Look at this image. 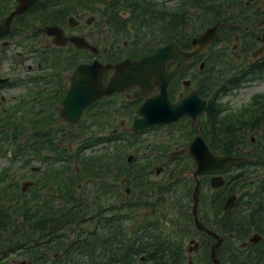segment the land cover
<instances>
[{
  "label": "trees",
  "instance_id": "1",
  "mask_svg": "<svg viewBox=\"0 0 264 264\" xmlns=\"http://www.w3.org/2000/svg\"><path fill=\"white\" fill-rule=\"evenodd\" d=\"M118 1L128 2V5L132 6L133 13L134 10H141L142 5L152 6L147 3L142 4L140 0L134 3L131 2L132 0ZM195 1L203 4L205 10L215 9V17L210 15L207 16L209 13L208 11L204 12L203 18L200 20L202 23L201 26H203V24H208V21H213V17L214 20L218 18L220 11L216 9L218 6L216 0ZM209 1L211 2L210 5L208 4ZM0 5H3L0 6V13H4L10 8L9 0H0ZM30 13L27 15V18L24 16L19 18L22 27L20 44L23 48L27 49V51H32L29 47L30 36H25L23 32H27V30L32 27ZM143 15L144 12H139L135 19H144ZM254 16L257 20L261 14L254 11ZM45 17L46 14L38 16L41 21H45ZM185 24L184 16H180L179 14L176 15L172 13L169 16L164 15L159 17L154 13L151 14V18L147 22L149 32L154 33L159 30L160 33L157 34L159 37L155 35L149 42V48L152 47V49H154L161 41L172 39L177 36H185L186 33H188L184 30ZM143 31L148 32V28L143 26ZM189 33L194 32L189 31ZM5 55L8 56L7 50L5 51ZM24 59L25 58L21 57L20 63H22ZM3 61L4 58L1 59V62ZM47 67L49 66H46V68ZM52 67L51 73L58 72L60 69L59 62H54ZM254 68L256 71H264L263 67L255 65ZM220 75L221 74L218 75L217 72H214V77L209 78L204 76V80L214 84L216 81L220 80ZM55 77L56 76L49 75V80L47 81L46 77H44L41 81H38L40 87H42H38L37 89L32 88L31 90L29 86L31 78H20V81L13 82L12 85H27L28 90L30 92H35L37 98L28 96L27 99L22 98V101L11 102L9 100L0 103V105L3 106V108L0 109V156H5L8 152H11L10 156H12L15 161H20L22 164L19 167L22 168L24 165H28L32 158H38L44 161L42 163L45 170L43 177L57 178L61 176L62 172H67L69 174L66 178H62L63 181L61 179L57 181V184L61 186L63 190H67V194L64 196V194L61 193L60 201H55L57 198L53 197V201H55L54 204L50 199L43 203L38 202L37 200L40 199L41 191L40 188L33 185L25 192L18 191V198H23L19 200L20 203H5L4 206L3 202L9 199L14 200V196L10 195L9 197L5 186L0 187V198L2 199V203L0 204V264H2V261L7 264V256L10 253L27 254L25 255V259L27 260L26 264H52L51 261H49L51 257L49 253L48 256H35L33 250L36 247L41 248L42 246L48 249L50 253L62 251L64 253V258L60 264H131L141 255L145 257V264H180L183 260V249L179 247L176 242L168 238L163 240L160 226L163 225L165 227V225L160 224L158 221L159 217L156 215L150 219V216L147 214L140 220H137L136 223L130 225H125L123 221H129L132 214H124L123 216L113 214L111 216L99 217L96 224H100L101 230L108 231V234L103 235L105 238H101V245L97 244V240L94 239L88 243L80 242L71 245L68 243L65 244L61 242V239H58V247L49 246L51 238L48 240L45 238L47 232L49 233V228L47 229V226L52 225V228L57 229L63 226L71 227L80 225L87 220L91 222V220L95 218V214L92 213L89 217L86 215L88 211L93 212L96 209L94 205L97 201V192L103 191L112 196L115 194L121 195L120 185L118 183L119 180L124 181L126 184H130L132 188L146 186L147 184L152 185L153 181L150 180L148 176L150 173L147 172L146 166L142 165L152 164V161L160 157L157 153H153L147 156L142 155L137 158L134 156L131 161H127L125 158L127 149L130 147L137 148L139 144L145 142V138L141 136L139 132H130L125 134L120 141L99 146L101 138L94 135L95 132L93 127L90 123H87L89 117L95 116L96 112L94 111L91 112L87 110L85 112L87 116H85L84 121L81 120L77 124L65 123L60 120L56 110L63 93L62 87L57 94L61 83L58 82L59 88L56 94L52 96V99L48 100L51 105L46 104L47 101L40 96L47 85L57 83ZM198 83L201 85L200 79ZM205 84H207V82H205ZM4 86L5 84H0V90ZM202 86H204V83ZM219 95L211 99L207 107L206 115L199 124L204 138L209 142L211 147L215 145L223 149L224 139H226L227 143L225 145L229 149H224L223 153L232 154V148L229 145L235 144L242 138L241 134L245 133L243 130L248 129L249 126H255L256 128H261V133L257 137V141L254 145L264 149V98L259 103L260 108L253 109L251 114H247V112L244 113L243 111L240 115H234L233 111L223 112L225 107L220 103ZM22 110L24 113L20 115L19 120L15 121L14 116L18 111L20 112ZM259 122L261 123L259 124ZM65 126L78 129V140L77 137H74L73 141H69L72 143L74 142V148L63 144L66 143L68 139L65 133L59 136V133L65 130ZM111 138L113 137L107 138V141ZM243 138L247 139V134H244ZM89 147H96V152H87ZM220 152H222V150ZM253 162L257 166L264 167V155L256 158ZM245 163H247V161ZM73 164L75 166H73ZM187 164L188 162L186 161L184 165ZM241 165L242 164L237 167ZM112 171L113 173H111ZM71 173L73 175H71ZM236 176L240 177L241 174H237ZM84 177H87L86 184H91L90 188L93 192V196L89 198L88 192L84 190V193L87 194V199L91 201L90 203L77 199L73 196L72 192H70L71 186ZM1 179H3V177L0 178V182ZM176 184L177 183H174L170 193L164 195L166 200L174 198L173 193L174 195L176 194L174 187ZM261 185L264 187V181ZM81 186L83 187V184ZM257 192L258 190L253 193ZM164 196L161 194L156 195L158 198ZM151 197L152 196L148 194L145 196L147 203L150 201ZM49 202L53 204V206L49 207ZM112 204L111 202L108 206H102V209H107ZM166 204L169 203H164L163 205ZM117 206L121 208L119 204ZM168 207L173 208L172 206ZM52 209L56 210L53 212ZM154 210L157 214L158 209L156 206ZM188 211H190V209H188ZM17 216L22 217L20 227H17V222L13 219ZM190 216V212L188 214L186 212L182 213L183 220ZM170 224L172 226V222H170ZM112 229L113 231H111ZM91 234L92 236L96 235V228ZM31 238H34V240L30 241Z\"/></svg>",
  "mask_w": 264,
  "mask_h": 264
},
{
  "label": "flooded vegetation",
  "instance_id": "2",
  "mask_svg": "<svg viewBox=\"0 0 264 264\" xmlns=\"http://www.w3.org/2000/svg\"><path fill=\"white\" fill-rule=\"evenodd\" d=\"M79 1L80 0H78V3ZM46 4L49 7L57 5L55 0H46ZM53 11L55 18L54 20L49 21V24L45 26L35 24L36 27L34 28V32L32 34L33 42H31V58H34L35 64L31 67V71L33 69L36 71L41 67V64L38 61L45 64L46 66H49V69L51 70L52 64L54 62H59L61 63L60 65L63 66V62L58 59L59 55L64 54L67 57L71 56L70 58L75 61V63H72L74 66L68 71L65 69L62 71L63 82L61 85L63 84L66 90L69 87L70 77L72 75L73 69L78 63L90 62L93 60V58H96L104 63L118 62L123 58L138 59L155 52L158 45H160L158 44L157 47L152 49V47L149 48L148 41L141 42L139 39H135L133 42L123 40L120 44L113 45L111 42L114 41V31L112 30L111 33H107L103 28V24H105L103 22V16L106 13H109V16L112 17V15L115 13V11L110 7L108 0H103L102 3L98 2L97 0V3L95 4H85L83 7L78 8L74 14H69L67 17H64L63 12L56 10ZM117 15H120L123 18H128V15L123 16V12H118ZM50 16L51 13L46 14L45 20H48ZM69 17H73V19L69 21ZM48 25H57L62 29L61 40L64 42L62 45H55L53 43L55 36L47 35L45 28ZM248 34L253 37L254 42L257 43V47L251 51L249 50L251 48L250 46L244 47L240 38L235 37L236 43L232 45L229 58L226 56L225 52L222 56H220V58L215 57V59H213L214 57L212 51L218 48H216V45L221 41V39H219L217 41L211 42L204 51L198 55H194L190 61L184 62L176 75L172 77L168 83L167 97L169 101L171 103H176L184 96L195 93L199 95L200 98L204 99L206 101V106H208L210 100L214 97V84L204 80V76L212 78L214 77L215 71H217L218 75L221 74L222 66L231 63V60L234 57L233 53L236 52L235 50H242L240 53L236 54V59H234L235 66L243 61L244 53H250L248 59L245 62L244 68L242 69V72L252 75L251 69L256 63H259L262 59H264V38H262V34L258 35L251 32ZM72 35L84 38L89 45L96 48L94 53L90 48H75L69 39V37ZM108 38H110L111 42L105 44V41H103V44H100V41L104 39L109 40ZM191 39L192 37L188 38V35L178 36L175 42L181 50L191 51ZM165 43L166 42L162 43L160 46ZM224 47H226L225 44L221 46V48ZM258 49H260V53L258 56L253 57L254 52ZM212 63L218 64V68H215V65H212ZM70 65L71 63H68V66ZM176 65V61L169 60L165 65V70L170 72L176 67ZM59 72L60 70L58 73ZM112 72L113 71H108L103 74L102 79L104 83H106L111 77ZM199 78L201 80V85L198 83ZM185 81L188 83H185ZM252 81H249V83ZM205 82H207V84H205ZM203 83L204 86H202ZM235 88L236 86L234 85L231 87L233 90H235ZM153 89L155 90L156 87ZM157 91L158 89H156L153 93H156ZM136 92L137 87L131 86L130 88L124 89L121 93L115 94L118 97L109 99L114 103L109 109L108 118L110 120H114L118 116L121 124L127 125L129 121L131 124L132 121L139 116L137 114V107L140 105V103L145 99V97L153 95L152 92L147 91L146 96L135 97L134 94H136ZM114 96H110L109 98ZM261 100V97L250 98L249 104L246 103L247 107L245 108L244 112H247L248 114L249 112H253V109L255 108L259 109V102ZM102 101H107V99H103ZM104 104H107V102L98 104L99 112H104L102 107ZM228 111H230L229 107L224 110V112ZM260 123L261 122H259V124ZM196 124L197 122L194 123L192 118L183 116L173 124L174 126L163 125L162 128L165 129L168 134H176V132H181L179 136H184L183 133H187L188 135L193 134V127H195V130L197 131L199 128L196 127ZM108 125L109 123H107L106 126ZM110 126L112 128L114 125H112L110 122ZM106 130L108 129H102L101 132H105ZM125 130H128V127L126 128L125 126ZM243 131L245 132L244 134H247L248 138L244 139V134H241L242 138L235 144H231L229 146L232 148L231 151L234 153L233 155L243 158L244 161V157L240 156L239 153H245L249 151L247 146L250 144L253 145V143L257 141V137L261 133V128L249 126L248 129ZM200 132L211 151L217 154H225L223 153V150L229 149L225 145L227 143L226 139H224L223 149L218 148L215 145L213 146L214 148L211 147L209 142L204 138V134L201 130ZM111 133L113 135H118L120 131L117 128H112ZM196 135L197 133H195V135H193V137L188 141L184 140L182 144L178 145L179 147L175 146L176 150L187 153L188 143L191 142V140ZM221 150L222 152H220ZM183 156L187 157L186 155ZM187 161V165H184L183 162H177V164H175V168H169L172 161H169V164L166 166H155L153 169L148 168L147 172H152L154 175L157 174L158 180L153 181V184L150 187V192L143 194L144 196L147 194L151 196L161 194L164 196L165 194L170 193L173 189L174 183H177L174 186L176 194L174 195L173 193L175 202L168 204V206L178 207L179 211H177V214L182 216V213L188 212V203L190 202L191 206L189 205V212L191 215V222H193L192 224L195 233H198L199 236L189 237V245L186 247L185 252L183 251V253L186 255V258H184L180 264H264V205L259 206L258 208L253 206L247 207L251 204L250 201L264 198V196L260 197L258 195L261 190L264 189V187L260 185V188L258 189L259 192L257 193L239 194L236 192V189L244 185L248 178L232 176V168L230 167L227 168L222 174L223 176L221 178L220 185L218 187L212 186L211 175L203 174L192 176L191 172L194 170L195 164L193 161L188 160V157ZM166 178H170V181L166 182ZM263 181V178L260 179V184ZM247 182V184L253 186V180H250V182L247 180ZM154 184H157L156 189L153 187ZM196 186L198 187V191L196 192L197 201L195 205V216L198 223H196L195 217L192 213V204L194 201L193 193ZM213 189L216 192L213 193ZM226 189L229 190V193L224 196L223 191ZM131 190L132 187L127 188L125 190L126 194H129ZM245 197L246 201H243ZM160 199L163 202L166 200L165 196L161 197ZM170 201H172V199H170ZM242 203L245 205V207H242ZM52 210L54 212L56 209ZM95 213H97V211H95ZM151 213H153V211H151ZM52 227V225L47 226V229L49 228L48 236L51 238L49 246L58 247V239H61V242L65 244L68 243L69 245L73 243L78 244L80 242L88 243L92 240L79 238L80 235L85 234L84 230L82 231L81 228H78L76 230L77 232L71 229L69 233L54 235L53 231L57 229ZM160 229L163 240L166 238L171 240L172 236L176 237V235L172 233V228L167 229L169 234L164 233V226H160ZM100 230L101 226L100 224H97L96 235L98 239L95 238L94 240H97V244L99 245H101V238H105L100 235ZM177 230L179 231L180 229ZM175 242L179 245L178 240ZM179 247L181 246L179 245ZM43 253L44 255L48 256L47 251H43ZM49 254L52 256V258L58 259L60 263L64 258V253L62 251H58L56 253L49 252ZM137 258L138 259L134 260L131 264H145L144 255H141ZM59 262L51 260L52 264H58ZM2 264L5 263L2 261Z\"/></svg>",
  "mask_w": 264,
  "mask_h": 264
},
{
  "label": "rangeland",
  "instance_id": "3",
  "mask_svg": "<svg viewBox=\"0 0 264 264\" xmlns=\"http://www.w3.org/2000/svg\"><path fill=\"white\" fill-rule=\"evenodd\" d=\"M103 0H98V2L102 3ZM109 1V5L113 6V10L115 11L114 15L109 16V13H106L103 16V22L105 24H103V28L105 29V32L107 33H111V31H114V41H110V38L104 39L102 41H100V44H103V41H105L104 43H109L111 42L113 45L115 44H120L121 41L123 40H127L128 42H133L134 38L136 37L137 39H139V41L141 42H147L148 40L152 39L155 35L159 34L160 31L157 30V32L154 33H150L149 32V27L147 26V22L150 20L151 18V14H155L159 16H164L167 15L169 16L170 14H176V15H180V16H184V20H185V31H187L188 33H186V35H188V38H190L191 36H193L196 33H200L204 30V28L206 27H211L214 24H216L218 22V25L220 26V32L221 33H226V41L228 42V44L225 41H220L217 45L216 48L218 50L219 53H221L223 51V49H226V56L229 58L230 56V50L232 49V45L234 43H236L235 41V37H239L241 42H243V46L244 47H248L250 46L251 48L249 49L250 51L255 49L257 47V43L254 42V38L251 37L249 34H247L246 31H244V27H248V32H255V30L253 31V25H256V19L254 16V10L258 7H260V0H216V4H218L217 6V10L220 11V14L218 15V18H216L214 20L215 17V9L209 10V9H204V5L197 3L195 0H140V2L143 4L144 2L147 3L148 5H152V6H145L142 5L141 6V10H134L133 16L131 13L132 10V6L128 5V2H120L118 0H108ZM138 0H132L131 2H136ZM189 2V3H188ZM97 3V0H80L78 3V0H68L66 2L63 3H59L53 7H48L45 9L40 10L38 13H36L32 18H30V20L34 21V25H47L49 24V21L54 20L55 18V14L53 10L56 11H60L64 13V17L69 16V14H74L76 12V10L80 7H83L85 4H95ZM154 4V6H153ZM208 4L210 5L211 2L209 1ZM3 6V5H0ZM119 7L120 9H116V7ZM129 6V7H128ZM184 6V7H183ZM124 10L129 12L130 14V18L129 19H122L120 18V16L117 15L119 10ZM205 11H208L209 13L207 14L210 16H214L213 17V21H208V24H203L200 22V20L203 18V14ZM127 12H124L123 16L128 15ZM139 12H144V19H134ZM51 13V16L48 18V20L45 21V23H42L39 20H36V18L38 17V15L41 14H49ZM132 16V18H131ZM206 16V15H205ZM110 18V19H109ZM114 18V19H113ZM243 18V19H240ZM143 26H146L148 28V32H144L143 31ZM223 27V28H222ZM189 31H193L194 33H189ZM244 32V34H242ZM158 36V35H157ZM159 37V36H158ZM62 39V37H61ZM31 42H33V39H31ZM33 44V43H32ZM139 44V43H138ZM226 45V47L221 48L222 45ZM132 45V44H131ZM140 45V44H139ZM140 47V46H138ZM236 52L233 53V61L235 62L234 59H236V54H238L240 51L235 50ZM246 52V51H244ZM250 53H244V57H243V61L241 63H238L237 66L234 67H228V68H224L223 67V73L226 72V74H224L222 76V79L215 82L214 83V90L220 88V86H222L224 84V80H227L228 78H232L231 76L234 75H238L242 73V69L244 68L245 62L248 59ZM71 56H66L64 54L59 55L58 59L63 62V66L60 65V72L57 73L55 79L57 81V83L51 84V87L47 86L45 88V90L43 92H41L40 96L41 98H43L44 100H46V104H50V102L48 100L52 99V96H54L59 88V83L63 82V76H62V71L65 70H70L72 68V63L75 61L70 58ZM231 60V63L233 62ZM50 61V60H49ZM69 61V62H68ZM233 62V64H234ZM68 63H71L70 66H68ZM230 63V64H231ZM34 62L33 60L27 59L25 61V65L29 66V68L31 69L32 66H34ZM65 65V68H64ZM212 65H215V68H218V64H214L212 63ZM14 66H16L11 60H8V62H5L1 68V76L3 73H8V70L12 69ZM220 66V65H219ZM20 69V67H19ZM16 72H13L12 75L13 77H16L17 74H15ZM25 73V72H23ZM10 76V75H8ZM11 77V76H10ZM200 79V78H199ZM198 79V81H199ZM253 80V81H252ZM251 83H248L244 86H242L241 88L233 91L232 93L230 92V94H220V98L219 101L222 104H225L227 107H229L230 110H236V114L238 115L237 110L242 108V106H244L248 99L250 98L251 94L254 93H262V91L264 90V79H261L260 76L259 78H257L256 80L251 79ZM59 82V83H58ZM21 85L18 86H14V87H9V88H4L0 95L6 96L8 99H13L17 100L16 96L19 95L22 92V87H20ZM62 89V86H60L59 91L57 92V94L60 92V90ZM11 101V102H12ZM51 105V104H50ZM3 106L0 105V109H2ZM24 111H18L17 114L14 116L15 121L19 120V117L21 114H23ZM248 114H251V112H249ZM96 119V117L94 118V120ZM255 119V118H254ZM112 125H114L112 128H117L119 129L121 134L123 131L125 130V126L126 128L129 127L127 125H123L121 124V121L118 119V116L111 121ZM95 123H93V127H94ZM109 128L108 130H106V132H104L105 136H107L108 133H110L111 129ZM66 130V131H65ZM65 130L63 132L59 133V136H61L62 133H65L67 135V142L63 143L65 145H68L71 148L75 147L74 142H69V141H73L74 137H77L78 140V133H77V128L75 127H71L69 128L68 126H65ZM69 130V131H68ZM68 131V132H67ZM102 134V135H104ZM181 134V132H176V134H161L158 133V131H149L147 132V136L150 137V142L152 145L154 144H158L159 146H161L160 148H157L155 146H151V145H147L149 144L148 141H146V143H141L137 146V148L133 147V148H128L127 149V153L125 155V158L127 159L128 156H135L136 158L142 155H150L151 153H157L158 155H160V157H158L157 159H155L152 162V164H148V165H142V166H146V169L150 168L153 169L155 166H166L169 164V161H172L170 168L173 167L175 168V164H177V162H185L187 161V157L183 156L180 160H173L177 155L181 156L183 153L179 150H176V147L174 146V144L180 145L182 144V142H184V140H189L192 135H188L187 133H183L184 137L179 140L178 136ZM100 135V136H102ZM251 135V134H250ZM156 138V139H155ZM61 139V138H60ZM179 140V141H177ZM177 141V142H176ZM172 142H174V144H171ZM163 143V144H162ZM103 144H100L99 146H102ZM108 145V144H106ZM169 146L171 145L169 148L165 147V146ZM162 146L165 147V151L162 149ZM179 147V146H178ZM177 147V148H178ZM247 149H249L248 152L245 153H239L240 156H243L245 158H247L248 162L244 163L239 169L235 168L231 171V175L232 176H236L237 174H241V177H245L248 178L247 180L250 182V180H253L252 184L253 186L247 184V180L245 182L244 185L240 186V188L236 189V192H238L239 194H245V193H253L255 191H257L260 188V179L263 178L264 180V167L263 166H257L256 164H254V160L260 156L264 155V149L255 147L253 145H248ZM96 147L91 148L89 147L87 149L88 151H93L96 152ZM11 152H8L5 156H0V172L1 169L3 167L8 166V170L6 171L7 177L5 178V181L3 184H1L2 186H5L6 190L8 191L9 197L10 195L14 196V200H6L3 202L4 206L5 203H9V204H13L15 202L20 203L19 200H22L23 198L20 197L18 198V191L20 190L19 187L21 188V186L23 185V183L25 181H38L41 185V193H40V199L37 200L40 203H43L44 201H48V199H52L53 197H56L57 200H61L60 199V194H67V190H63L61 188V186H59L57 184L58 180H62V178H66L67 176H69V174L67 172H62L61 176L57 177V178H47L43 177V174H45V170L44 167L42 168V171L39 170L38 171H31V166H39L42 165L43 166V162L38 158H32L30 160V162L28 163V165H24V167H19L22 163H20V161H15L13 159L12 156H10ZM188 162V161H187ZM73 166H75L73 164ZM21 168V169H20ZM19 170H23V171H19ZM20 172H23V174H20ZM113 173V171L111 172ZM20 174V175H19ZM71 175H73L71 173ZM149 179L152 181H157L158 180V176L157 174H153L150 173L149 175ZM229 176V175H228ZM63 181V180H62ZM87 181V177L81 178L78 181H76L72 186H71V191L73 196L76 197L77 199H81L83 202H88L90 203L91 201L89 199H87V194L84 193V190H86L88 192L89 198H91L93 196V192L92 189L90 188L91 184H86ZM166 182L170 181V178H166L165 180ZM119 185H120V191H121V195H109L106 194L103 191H98L96 196H97V201L95 203V210L93 212L88 211V214L86 215L87 217H89L90 215H92V213L95 214V218L90 221H86L83 224L80 225H74V231L77 230V228H83L85 234L84 235H80L79 238L80 239H85V240H89V239H95L97 237V235L92 236V231L97 227V220L99 217H104V216H111L113 214H119V215H124V214H132L131 215V219L125 220L123 221V223L125 225H130L132 223H136L137 220H140L142 217H144L146 214H151V210L154 209V207L156 206L158 209L157 214H155L156 216L159 217V222L160 224H164L166 221H170L172 222V233H174L176 235V237H171V241L175 242L178 240L179 245L182 247L183 251L185 252L186 247L189 245L188 243V239L190 236H196L198 237L199 234L195 233L194 227H193V222H191V216L186 218L185 220L182 219V216L177 214V211H179V208L176 206H173V208L168 207V204L163 205V202L160 198L156 197H151L150 201H146L145 196L143 195L145 192H150V186L151 184H147L146 186H139L137 188L133 187L131 192L129 194H126L125 190L127 188H130L131 185L130 184H126L124 181H120L119 180ZM83 184V187L81 186ZM33 186V184H31L27 189L31 188ZM130 186V187H129ZM153 187L156 189L157 188V184H154ZM227 187V186H226ZM225 187V188H226ZM18 188V190H17ZM91 189V191H90ZM210 189V187H209ZM17 190V191H16ZM90 192H89V191ZM69 192V191H68ZM216 192L213 189V193ZM220 192V191H219ZM259 192V191H258ZM229 193V190L226 189L225 191H223V195L226 196V194ZM260 197L264 196V189L261 190V192L258 194ZM80 198H79V197ZM110 196V197H109ZM112 196V198H111ZM8 197V198H9ZM115 197V198H114ZM7 198V199H8ZM1 199V198H0ZM52 201V202H55ZM243 201H246V197L243 199ZM113 203L109 208L107 209H102V206H108L109 203ZM170 202V201H169ZM251 204L247 207H255L258 208L259 206H263L264 205V198L261 199H256V200H252L250 201ZM2 203V199L0 201V204ZM54 204V203H53ZM53 204H51L50 202L48 203V206L51 207L53 206ZM120 205L121 208H119L117 205ZM190 205V202L188 203V209ZM242 207H245V205L242 203L241 204ZM252 207V208H253ZM254 208V209H255ZM174 209V210H173ZM131 210V211H130ZM150 210V212H149ZM95 211H97V213H95ZM133 211V212H132ZM220 211V210H219ZM149 212V213H148ZM189 213V211L187 212V214ZM17 220H14L15 222L18 223V221H20L22 219L21 216H17ZM153 216H150V218H153ZM172 218V219H171ZM167 224V223H166ZM169 226V224H168ZM169 228L164 227V233L165 234H169L168 230ZM177 229H180L179 231ZM113 231V229L111 230ZM176 231V233H175ZM88 232V233H87ZM69 233V230H67V228H63L61 230H54L53 234L54 235H58V234H66ZM108 234L107 230H100V235H106ZM29 240V238H28ZM34 238H31L30 241H33ZM44 248V246L40 247H36L33 251L35 252V256L40 257L42 255H44V253L42 252V249ZM27 254L24 253H19V254H9L8 255V259H9V263H13V264H18L20 261L24 260V256ZM186 258V255L183 254V258ZM55 261V262H59L58 259L56 258H52V256L50 257L49 261Z\"/></svg>",
  "mask_w": 264,
  "mask_h": 264
},
{
  "label": "water",
  "instance_id": "4",
  "mask_svg": "<svg viewBox=\"0 0 264 264\" xmlns=\"http://www.w3.org/2000/svg\"><path fill=\"white\" fill-rule=\"evenodd\" d=\"M36 1L17 0V4L13 10L7 15L0 17V38L10 33L13 19L30 10ZM261 6L264 7V1L261 2ZM71 20L72 18H69V21ZM217 26L218 24L209 27L203 33L193 37L191 40V51H182L174 41H170L161 46L155 53L139 59L125 58L116 63H101L94 60L91 63L78 64L73 69L70 77V86L61 100L60 117L67 122L75 123L79 120L82 111L92 102L115 92L123 91L132 85H138L140 89L134 96L146 95V92L153 91L154 87L159 92L156 95L147 97L137 108L141 117L134 120L132 130L149 127L154 124L168 123L178 119L183 114H187L195 119L196 115L204 110L205 100H201L197 94L192 93L181 101L172 104L167 100L166 87L169 80L175 76L184 61H188L194 55H198L207 48L210 42L221 37L217 32ZM258 26H264V17L259 20ZM46 33L55 36L53 42L56 45L64 43L61 40L62 30L60 27L56 25L48 26L46 27ZM69 39L76 48H90L91 51L96 50L84 38L71 36ZM168 60L177 62L176 67L170 72L165 70ZM109 70H112L113 73L104 84L102 76ZM5 81H7V78H0V82ZM188 147L189 153L196 165L191 175L197 176V174L213 173L214 177L211 180L212 185L215 187L220 185L222 178L221 176H215L216 174L223 172L231 164L243 160L231 155L214 154L200 134L189 143ZM130 158L128 159L130 160ZM197 191L198 187L196 186L193 193L195 200L193 204L194 215Z\"/></svg>",
  "mask_w": 264,
  "mask_h": 264
},
{
  "label": "bare ground",
  "instance_id": "5",
  "mask_svg": "<svg viewBox=\"0 0 264 264\" xmlns=\"http://www.w3.org/2000/svg\"><path fill=\"white\" fill-rule=\"evenodd\" d=\"M57 35V34H56Z\"/></svg>",
  "mask_w": 264,
  "mask_h": 264
}]
</instances>
